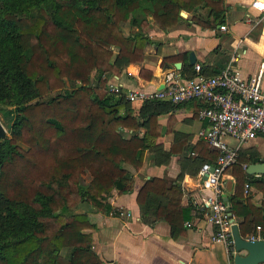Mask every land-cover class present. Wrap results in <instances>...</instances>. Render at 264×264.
<instances>
[{"label": "trees", "instance_id": "1", "mask_svg": "<svg viewBox=\"0 0 264 264\" xmlns=\"http://www.w3.org/2000/svg\"><path fill=\"white\" fill-rule=\"evenodd\" d=\"M203 6L210 17L193 18L195 23H223L225 0H0V112L13 114L0 140V264H103L93 249L95 226L77 210L86 203L110 214L111 191H133L125 166L139 172L146 151L160 149L154 143L161 132L156 116L178 104L146 101L135 115L102 75L143 61L148 17L167 31L182 11ZM135 10L141 15L134 16ZM125 23L139 32L126 36ZM93 72L97 86L90 84ZM140 75L150 78L151 72L141 69ZM66 79L80 85L56 92ZM197 152L199 169L219 155L203 139ZM260 161L253 149H239L229 168L235 179L229 207L241 219L243 238L257 226L264 232L261 207L242 201L252 177L242 164ZM83 174L90 178L86 184ZM254 184L264 191V181ZM183 197L178 182L146 179L136 196L141 220L167 222L173 239L184 235L192 205L183 206Z\"/></svg>", "mask_w": 264, "mask_h": 264}, {"label": "crops", "instance_id": "2", "mask_svg": "<svg viewBox=\"0 0 264 264\" xmlns=\"http://www.w3.org/2000/svg\"><path fill=\"white\" fill-rule=\"evenodd\" d=\"M254 1L225 0L223 23H215L211 27H203L193 21V18L206 20L210 17V8L205 6L191 13L184 11V16L180 13L182 19L167 31L159 29L152 17H148L150 25L146 29L148 41L143 61L128 63L118 75L109 74V89L115 86L118 92L112 93H123L125 97L134 90L152 91L162 87L165 75L172 70L183 78L196 75L195 64L200 65L201 74L215 75L234 56L233 68L243 77L251 76L264 61V10L252 6ZM257 1L264 4V0ZM127 24L129 32L122 27L126 36L139 32V28ZM221 25L227 29L221 30ZM191 53L195 56L194 64L190 63ZM141 69L151 72V77L141 76ZM262 87L264 90V79ZM130 104L133 113L138 115L144 102ZM199 107V101L192 100L164 109L156 116L161 132L154 143L160 149L146 151L139 172L130 165L125 166L134 178L133 191L118 194L112 190L107 196L108 203L113 207L110 214L93 211L86 203L79 206L77 212L86 213L95 226L90 230L93 249L103 264H233L234 251H229L224 243L211 239L214 226L206 216L204 200L212 194V189L202 186L197 175L200 162L198 144L203 139L198 132L207 126L198 117ZM263 137L259 134L241 144L240 150L246 153L248 149H253L260 162L264 161ZM226 141L231 146L236 144L232 138H226ZM242 166L247 167L245 164ZM150 177L181 185L183 206L192 205L184 235L173 239L167 222L147 224L141 220L136 196ZM254 181H264V175H252L247 179L250 188L246 191L244 187L242 201L261 207L264 215V191ZM234 192L235 179L229 169L222 177L223 198L229 203ZM234 218L238 225L241 219ZM253 235L264 236V232L254 227L246 238ZM238 253L247 254L245 250Z\"/></svg>", "mask_w": 264, "mask_h": 264}, {"label": "built area", "instance_id": "3", "mask_svg": "<svg viewBox=\"0 0 264 264\" xmlns=\"http://www.w3.org/2000/svg\"><path fill=\"white\" fill-rule=\"evenodd\" d=\"M252 6L264 10V4L257 0ZM220 29L227 27L221 25ZM234 60L235 56L220 72L211 76L201 74L199 64L194 65L196 75L188 78L172 70L165 75L162 87L152 91L134 90L126 96L131 103L158 100L181 104L197 100L204 104L198 110V117L207 126L198 135L219 155L214 162L202 164L197 175L202 186L212 189V194L204 200L206 216L214 226L211 239L224 243L229 251H234L232 225L235 218L222 195V177L237 162L241 144L259 134L264 135V61L257 72L243 77L233 68ZM110 90L118 92L115 86ZM226 138L234 139L236 144L231 146ZM244 187L247 191L249 183ZM257 230L261 227L257 226ZM247 239H264V236L253 235Z\"/></svg>", "mask_w": 264, "mask_h": 264}, {"label": "water", "instance_id": "4", "mask_svg": "<svg viewBox=\"0 0 264 264\" xmlns=\"http://www.w3.org/2000/svg\"><path fill=\"white\" fill-rule=\"evenodd\" d=\"M184 16L185 12L182 11ZM190 63H195V56L190 54ZM176 66H178L176 64ZM7 136V131L0 122V140ZM246 173L248 175H264V161L247 165ZM232 238L234 244L233 264H264V239L250 240L243 238L239 233L236 223L232 225ZM245 250L246 255H240L238 252Z\"/></svg>", "mask_w": 264, "mask_h": 264}, {"label": "rangeland", "instance_id": "5", "mask_svg": "<svg viewBox=\"0 0 264 264\" xmlns=\"http://www.w3.org/2000/svg\"><path fill=\"white\" fill-rule=\"evenodd\" d=\"M133 14H134V16L138 17V16L141 15V11L140 10H135V11H133ZM122 27L126 31H128L130 29V27L128 26L127 23L122 25ZM109 76H110L109 73H105V74L102 75V77L106 80V83H107L106 86H107L108 89H109V85H108ZM97 80H98V74L96 72H93L91 74V76H90V84L92 86H97ZM79 85H80L79 81L74 82V81L66 79L64 87L62 89L56 91V92H63L65 90H72V89H74L75 87H77ZM109 91H110V89H109ZM12 121H13V114H9V113L3 114V113L0 112V122L2 123V125L4 126L6 131H8V127L12 123ZM7 134H8V132H7ZM88 176H89L88 174H83L82 175V180H81L82 184H86L89 181V177Z\"/></svg>", "mask_w": 264, "mask_h": 264}]
</instances>
